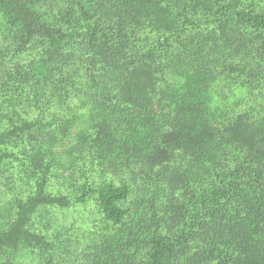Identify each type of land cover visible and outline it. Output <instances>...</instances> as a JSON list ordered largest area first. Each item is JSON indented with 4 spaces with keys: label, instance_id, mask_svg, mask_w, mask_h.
I'll list each match as a JSON object with an SVG mask.
<instances>
[{
    "label": "trees",
    "instance_id": "trees-1",
    "mask_svg": "<svg viewBox=\"0 0 264 264\" xmlns=\"http://www.w3.org/2000/svg\"><path fill=\"white\" fill-rule=\"evenodd\" d=\"M0 264H264V0H0Z\"/></svg>",
    "mask_w": 264,
    "mask_h": 264
}]
</instances>
